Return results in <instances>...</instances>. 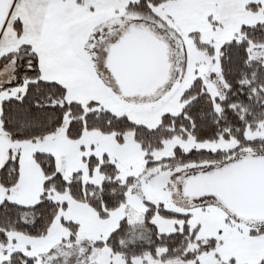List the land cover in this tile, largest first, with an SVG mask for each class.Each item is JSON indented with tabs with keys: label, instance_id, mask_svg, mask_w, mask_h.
<instances>
[{
	"label": "snow or ice",
	"instance_id": "6c2138e0",
	"mask_svg": "<svg viewBox=\"0 0 264 264\" xmlns=\"http://www.w3.org/2000/svg\"><path fill=\"white\" fill-rule=\"evenodd\" d=\"M0 264H264V0H0Z\"/></svg>",
	"mask_w": 264,
	"mask_h": 264
}]
</instances>
